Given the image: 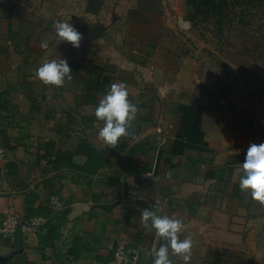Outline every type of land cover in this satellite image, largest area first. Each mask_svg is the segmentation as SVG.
<instances>
[{"label":"crops","instance_id":"1","mask_svg":"<svg viewBox=\"0 0 264 264\" xmlns=\"http://www.w3.org/2000/svg\"><path fill=\"white\" fill-rule=\"evenodd\" d=\"M69 2L47 17L41 0H0V228L11 211L49 219L13 240L0 232V264H109L121 243L153 264L162 241L140 213L157 205L183 218L190 264H264V207L241 192L238 171L249 145L264 143V68L251 69L255 82L223 87L192 56L169 64L159 50L122 49L108 25ZM56 20L82 33L79 48L57 42ZM52 59L72 69L62 87L34 74ZM118 82L141 111L134 135L109 148L94 112Z\"/></svg>","mask_w":264,"mask_h":264},{"label":"rangeland","instance_id":"2","mask_svg":"<svg viewBox=\"0 0 264 264\" xmlns=\"http://www.w3.org/2000/svg\"><path fill=\"white\" fill-rule=\"evenodd\" d=\"M69 1L41 0V7L44 10L45 6L47 17L62 15L60 9ZM71 1L82 11L89 9L90 19L108 25L111 30L106 31L107 35L122 49L147 54L149 41H154L153 51H161L169 64L175 63L173 55L192 56L204 68L203 76L223 87L255 82L257 76L251 69L264 68L258 55L264 52V0L231 3L224 14L222 30L218 18L208 13L207 7L198 10L188 0ZM132 10L142 13L133 15Z\"/></svg>","mask_w":264,"mask_h":264},{"label":"clouds","instance_id":"3","mask_svg":"<svg viewBox=\"0 0 264 264\" xmlns=\"http://www.w3.org/2000/svg\"><path fill=\"white\" fill-rule=\"evenodd\" d=\"M57 42L65 41L74 48L80 47L83 39L68 20H56L53 23ZM48 42L42 41L41 47L48 48ZM66 59H52L42 63L35 76L46 86L62 87L73 79ZM140 109L129 99L128 87L124 82L112 83L106 94L99 100L94 115L103 126L98 131V139L109 148H116L122 138L132 137V129ZM239 189L250 195L253 202L264 207V143H251L247 148L242 166L238 169ZM162 209L145 208L140 213V221L145 229L151 228L162 243L151 248L153 264H176L171 257L178 258L180 264H190L193 240L190 235L183 236L185 222L177 216L161 215Z\"/></svg>","mask_w":264,"mask_h":264},{"label":"built area","instance_id":"4","mask_svg":"<svg viewBox=\"0 0 264 264\" xmlns=\"http://www.w3.org/2000/svg\"><path fill=\"white\" fill-rule=\"evenodd\" d=\"M5 155V149L0 147V157ZM51 206L55 210L63 208V201L58 196H52ZM49 222V219L43 215L35 216L30 219H22L14 212L6 213L2 220L0 228L1 234L6 238H15L18 231H28L38 233L44 229ZM140 248L132 247L125 243H121L115 250L114 256L109 264H141L140 263Z\"/></svg>","mask_w":264,"mask_h":264},{"label":"trees","instance_id":"5","mask_svg":"<svg viewBox=\"0 0 264 264\" xmlns=\"http://www.w3.org/2000/svg\"><path fill=\"white\" fill-rule=\"evenodd\" d=\"M189 3L194 6L196 9L200 10L202 7H207V12L211 13L212 15L216 16L218 18L217 22L220 25L219 28L221 30L223 29V21H224V14L226 10L228 9V6L231 3L234 4H242V3H248L253 2L255 0H188ZM131 13L134 14H141L142 11L140 10H132ZM156 44L154 41H149V49L148 54L149 55L153 50L155 49Z\"/></svg>","mask_w":264,"mask_h":264},{"label":"water","instance_id":"6","mask_svg":"<svg viewBox=\"0 0 264 264\" xmlns=\"http://www.w3.org/2000/svg\"><path fill=\"white\" fill-rule=\"evenodd\" d=\"M2 264H8L7 262H3Z\"/></svg>","mask_w":264,"mask_h":264}]
</instances>
